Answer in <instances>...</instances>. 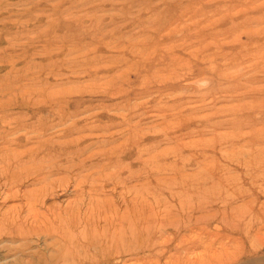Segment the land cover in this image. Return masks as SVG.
<instances>
[{
    "label": "rangeland",
    "instance_id": "1",
    "mask_svg": "<svg viewBox=\"0 0 264 264\" xmlns=\"http://www.w3.org/2000/svg\"><path fill=\"white\" fill-rule=\"evenodd\" d=\"M0 264H264V0H0Z\"/></svg>",
    "mask_w": 264,
    "mask_h": 264
}]
</instances>
